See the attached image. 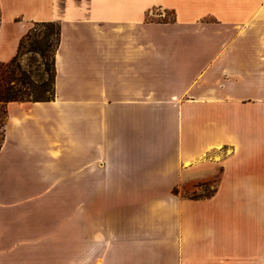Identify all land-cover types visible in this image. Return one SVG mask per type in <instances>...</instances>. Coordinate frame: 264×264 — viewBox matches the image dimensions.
Returning a JSON list of instances; mask_svg holds the SVG:
<instances>
[{
	"label": "crops",
	"instance_id": "obj_1",
	"mask_svg": "<svg viewBox=\"0 0 264 264\" xmlns=\"http://www.w3.org/2000/svg\"><path fill=\"white\" fill-rule=\"evenodd\" d=\"M36 22L55 93L6 104L0 264H264V0H0V62Z\"/></svg>",
	"mask_w": 264,
	"mask_h": 264
},
{
	"label": "trees",
	"instance_id": "obj_2",
	"mask_svg": "<svg viewBox=\"0 0 264 264\" xmlns=\"http://www.w3.org/2000/svg\"><path fill=\"white\" fill-rule=\"evenodd\" d=\"M42 25H47L50 23L56 22H41ZM58 24V23H57ZM31 29L28 33L22 38L18 52L14 58H12L8 62H0V107L3 109L6 118V104L11 101H44L50 100L54 98L55 88H54V81H55V66H54V56L55 52L59 45V38H60V30L59 24L58 29L56 32L57 40L54 48L53 54V77L51 80L50 85L48 82H43L41 84L42 90L39 94L36 95V90L32 89V81L30 80V76L28 73L22 68L20 62V54L21 50L24 47L25 41L29 39L31 35ZM47 42L45 43V48L36 47L35 44L32 45L31 51L39 52L42 56H45L46 51L48 50ZM33 90V91H32ZM35 93V94H34ZM4 118V121H5ZM3 123L0 125L3 130ZM3 132L0 135V145L2 142ZM177 192V190H176ZM210 194L206 195L209 196Z\"/></svg>",
	"mask_w": 264,
	"mask_h": 264
},
{
	"label": "rangeland",
	"instance_id": "obj_3",
	"mask_svg": "<svg viewBox=\"0 0 264 264\" xmlns=\"http://www.w3.org/2000/svg\"><path fill=\"white\" fill-rule=\"evenodd\" d=\"M153 19H158L157 16H152ZM163 19L171 20L173 15L171 12H166ZM58 29L57 23H50L47 25H42L41 22H36L31 28V35L29 39L25 41L24 47L21 50L20 62L22 68L30 76L32 81V89L36 90V95L41 92V84L43 82H48L50 85L53 75V54L54 48L57 40L56 32ZM47 42L48 50L45 56H42L39 52L31 51L32 45L35 44L36 47L45 48V43ZM33 91V90H32ZM35 94V93H34ZM5 113L0 107V125L4 121ZM2 128L0 126V135ZM212 192L210 185H204L200 193L188 192L183 195L186 197H198L205 196Z\"/></svg>",
	"mask_w": 264,
	"mask_h": 264
}]
</instances>
